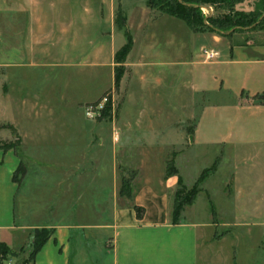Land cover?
Masks as SVG:
<instances>
[{
  "label": "crops",
  "instance_id": "crops-1",
  "mask_svg": "<svg viewBox=\"0 0 264 264\" xmlns=\"http://www.w3.org/2000/svg\"><path fill=\"white\" fill-rule=\"evenodd\" d=\"M116 11L124 17L131 46L111 123L86 118L80 103L112 86L113 55L125 41ZM178 19L146 0H0V68L13 80L24 70L65 64L92 67L96 75L105 68L109 77L91 98L75 102L80 118H55L51 110L31 118L35 122L27 117V124L38 126L31 136L37 143L57 135L59 160L24 156L18 131V145L0 147V242L14 252L4 264H16L39 227L49 234L24 264H224L219 244L228 229L256 226L264 233V36L231 40ZM188 34L196 37L200 53L187 48ZM203 47L217 54L205 59ZM179 62L189 74L191 94L180 117ZM137 96L142 101L136 105ZM188 120L190 129L183 125ZM156 133L169 148L165 153L159 148L150 159L145 142ZM134 141L143 142L138 161L123 160ZM167 152L176 170L170 174ZM194 160L206 163L191 172ZM19 162L24 171L13 179ZM212 164L193 200L171 222L177 179L189 186ZM221 165L225 175L214 189L209 179ZM118 168L131 172L128 194L119 193ZM200 194L205 210L197 217ZM215 198L226 204V213ZM133 204L141 207L139 216ZM213 226L223 231L211 233Z\"/></svg>",
  "mask_w": 264,
  "mask_h": 264
},
{
  "label": "rangeland",
  "instance_id": "rangeland-1",
  "mask_svg": "<svg viewBox=\"0 0 264 264\" xmlns=\"http://www.w3.org/2000/svg\"><path fill=\"white\" fill-rule=\"evenodd\" d=\"M253 1L254 0H241L239 2H236L233 8L237 11L247 12L252 8ZM204 6L206 5H202V10H204L203 12L200 8L203 14L213 13L214 15H216L222 12H226L225 9L218 7V5L213 6L212 4H209L211 8L207 12ZM153 8L159 10L157 7ZM179 22L182 21L179 20ZM203 30L206 31V34H211L224 38L230 37L231 40H243L247 36L253 39H259L263 38L261 36H264V26H262V28L255 29L235 30L226 36L216 34L207 29ZM258 30L262 31L259 32ZM188 35L189 37H187L189 41H186L187 48L189 50L192 48V46L196 48L197 46H194L193 42L194 40L196 41V37H192L190 34ZM196 51L199 52L198 49ZM90 68L91 69L87 67H81L80 65L76 64H65L60 66H52L49 68L36 67L24 70L25 72L22 71L19 76H16L14 78V80L9 76V70L7 68H0V137H3L0 138V143H12L15 141L16 137H18L19 139V134H21V137L23 138L21 152L24 153V156L28 155L31 160H37L38 158H40L41 161H45L47 159H51L53 161L59 160L58 154L61 141L58 139L57 135L51 136V134L48 140L44 142L40 141V143H37L32 137H34V129H36L38 126L35 125V123L30 125L27 124V117L30 118V120L31 118L41 119L47 116V114L51 110V116L55 118L58 116L80 118V108L75 102L85 98H91L93 95L96 94L98 89L104 83L107 82L109 78L107 70L105 68L99 70L98 75H96L92 67ZM178 68L179 76L177 97L178 115L180 117L181 112L183 111L181 107L186 104V102L191 98V94L189 91V74L187 72V69L185 65L181 64V62H179ZM39 90L41 91L39 92ZM106 94L111 97L113 103V110H108V108L104 107L100 115L97 117L94 116L92 119H101L104 121H111V123H113V121H115L117 108L121 99V96L113 87V84L111 87L105 88L96 99L80 103L83 115V108L86 104H93L102 95ZM133 100L137 105V103L142 101V98H138L137 96L133 98ZM148 100L153 103L155 102L153 96ZM127 102L129 103V100H127ZM32 103L34 104L32 105ZM44 104H47L49 109L42 108ZM31 121L35 122L33 120ZM10 123H12L14 126ZM191 123L192 120H188L186 122H183V125L186 129H190ZM149 127H151V129L155 128L154 125L153 127ZM17 131L19 132V134ZM112 132L114 135L116 134L115 126H113L112 128ZM162 134L166 135L164 134V132ZM163 135L160 136L156 133L155 140L145 142L146 144H150V149H148L150 159L153 158L154 152L157 151L159 148L162 149L163 153L168 150L167 148H169V141L165 140L163 138ZM159 137L160 139H158ZM131 143H133L134 145L132 146V149H130V153H126L124 155L123 160L126 159L128 162H136L139 159L138 156L142 149L141 145L143 144V142L134 141ZM48 153L54 154V156L52 157L53 159L51 158L52 155L49 156ZM122 153V150H120L119 155H122ZM169 157V152H167L164 157V163H169ZM205 163L206 162L203 160H194L192 161V163H190L191 166H189V168L191 172H193L197 167H200ZM225 170L226 166L221 165V168L217 172H215L214 175L209 179V184L214 189H217L219 184H221L222 179L225 175ZM118 171L119 176H121L125 180H128V177L131 175L130 170L125 171L123 170V168H118ZM17 176L18 173L15 174V177ZM190 186H192V184H190L189 186H185L184 184L180 183L178 188L180 189L182 194L186 192L188 188H190ZM196 198L197 199L195 201L194 207L195 210L199 213H196V216L202 217V211L205 210L204 199L202 197V194H200ZM215 201L216 206H220L225 209V213L228 211L226 209L227 206L224 202H219L217 198H215ZM247 228L248 231H246V227L243 226H236L232 229L227 230L229 234L219 244L221 248V255L225 258L224 264H261L262 262H264V233H259L258 230L261 229L256 226H250ZM210 230L211 233H220L221 231H223L221 226H213ZM28 250L29 246L26 247L25 250H23L16 263L26 257ZM9 257H7L6 259H9ZM7 262L8 264H10L9 261Z\"/></svg>",
  "mask_w": 264,
  "mask_h": 264
},
{
  "label": "trees",
  "instance_id": "trees-1",
  "mask_svg": "<svg viewBox=\"0 0 264 264\" xmlns=\"http://www.w3.org/2000/svg\"><path fill=\"white\" fill-rule=\"evenodd\" d=\"M239 1L241 0H146V4L150 7H157L162 12L180 18L194 30L207 29L216 34L226 36L235 30L262 28V26H264V15L262 16V14H264V0H254L252 8L247 12L234 10V4ZM209 4H212L213 6L218 5V7L225 9L226 12L216 15L213 13L203 14L200 10V6ZM115 22L117 26L122 28L125 41L115 50L113 55L115 63L112 69V84L114 88H116L118 85L119 79L124 70V58L131 46V36L124 25V17L120 12L115 13ZM231 28V31L225 32ZM261 95H264V92ZM256 96L257 95H255V97ZM106 108L108 107L106 106ZM16 145H18V137H16L15 141L12 143H0V147L3 149L15 147ZM213 167L214 164L204 168L196 180L192 183V186H190V188H188V190L182 194L178 188L180 179H177L178 186L173 192L171 205V222H175L177 220L182 206L186 203H190L193 200V197L198 190V183L211 169H213ZM23 171L24 166L21 162H19L12 173V178L16 179L15 174L18 173L19 176L23 173ZM175 171L176 170L172 166L170 160L169 163L166 162L165 173L170 174L174 173ZM128 190V180H125L121 177L119 193L128 194ZM132 207L135 209L136 215L139 216L141 207L135 204H133ZM209 208L211 213H213V207L210 202ZM48 234L49 229L47 228L39 227L34 229L26 257L16 264H24L28 259H31L44 240L47 238ZM11 252L12 250L5 243L0 242V264H4L2 260L11 256Z\"/></svg>",
  "mask_w": 264,
  "mask_h": 264
},
{
  "label": "built area",
  "instance_id": "built-area-1",
  "mask_svg": "<svg viewBox=\"0 0 264 264\" xmlns=\"http://www.w3.org/2000/svg\"><path fill=\"white\" fill-rule=\"evenodd\" d=\"M201 10H202V6H200ZM204 8L206 9V11L208 12L210 10V6L206 5L204 6ZM204 10H202L203 12ZM205 13V12H204ZM201 52L203 54V58L205 59H209L214 57L217 52L216 50H213L212 48H201ZM111 96V95H110ZM108 107V110H113V103L111 100V97H109V95H102L95 103L91 104H86L83 108V112L84 115L87 118H93L94 116L97 117L100 115L101 111L103 110L104 107Z\"/></svg>",
  "mask_w": 264,
  "mask_h": 264
},
{
  "label": "water",
  "instance_id": "water-1",
  "mask_svg": "<svg viewBox=\"0 0 264 264\" xmlns=\"http://www.w3.org/2000/svg\"><path fill=\"white\" fill-rule=\"evenodd\" d=\"M263 15H264V14H262V16H263ZM262 16H261V17H262ZM231 30H232V28H231V29H229V30H227V31H225V32H228V31H231ZM11 253H14V252H11Z\"/></svg>",
  "mask_w": 264,
  "mask_h": 264
}]
</instances>
